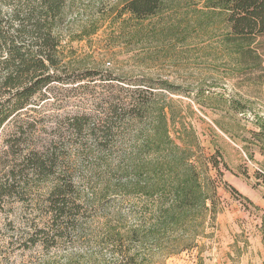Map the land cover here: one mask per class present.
I'll use <instances>...</instances> for the list:
<instances>
[{
  "label": "trees",
  "instance_id": "trees-1",
  "mask_svg": "<svg viewBox=\"0 0 264 264\" xmlns=\"http://www.w3.org/2000/svg\"><path fill=\"white\" fill-rule=\"evenodd\" d=\"M111 1L0 0V264H166L215 227L227 166L176 127L167 81L97 79L79 55L96 48L74 43L221 33L261 65L264 0ZM73 97L77 111H53ZM244 116L243 146L264 157V115Z\"/></svg>",
  "mask_w": 264,
  "mask_h": 264
},
{
  "label": "rangeland",
  "instance_id": "rangeland-1",
  "mask_svg": "<svg viewBox=\"0 0 264 264\" xmlns=\"http://www.w3.org/2000/svg\"><path fill=\"white\" fill-rule=\"evenodd\" d=\"M121 0H112L116 3ZM221 33H192L178 38L148 36L142 39L106 36L104 29L91 40L74 46L93 44L96 52L87 56L79 53L84 62L95 65L103 72L112 73L116 79H155L167 81L163 91L165 101L170 103L176 116V127L185 124L198 136L204 152L213 154L220 151L219 160L223 173L222 181L238 191L239 195L224 185L218 190L224 207L238 211L237 225L250 231L264 219V157L253 147V158L243 146L241 137L246 130L253 129L244 115H264V61L261 65L232 57L220 46ZM264 41V40H263ZM87 48V47H86ZM89 50V48H87ZM91 51V50H89ZM264 56L263 51H260ZM252 59V58H248ZM107 63H110L108 65ZM78 84L53 85L56 91L67 93ZM66 90V91H65ZM69 95H71L69 93ZM54 99L49 100L52 103ZM57 102L53 111L75 112L80 105L73 97L70 104ZM240 103L239 106H235ZM243 110V113L240 111ZM212 175L216 177V172ZM245 197L247 200L243 199ZM220 208L222 209V206ZM18 211H21L19 208ZM10 215L12 211H9ZM6 214L0 213V222H6ZM214 228L208 229L209 237L200 238L198 247L171 257L166 264H256L251 259L242 261L227 258L225 250L212 241ZM263 235V233H262ZM259 264H264L262 259Z\"/></svg>",
  "mask_w": 264,
  "mask_h": 264
},
{
  "label": "crops",
  "instance_id": "crops-1",
  "mask_svg": "<svg viewBox=\"0 0 264 264\" xmlns=\"http://www.w3.org/2000/svg\"><path fill=\"white\" fill-rule=\"evenodd\" d=\"M221 196V193L219 192ZM221 212L216 217L213 237L208 239L220 248L225 250L227 258H234L244 261L249 259L256 264L264 260V242L260 225L256 229L249 230L250 227H243L245 232H241L237 225L239 213L234 207H224L222 201Z\"/></svg>",
  "mask_w": 264,
  "mask_h": 264
},
{
  "label": "built area",
  "instance_id": "built-area-1",
  "mask_svg": "<svg viewBox=\"0 0 264 264\" xmlns=\"http://www.w3.org/2000/svg\"><path fill=\"white\" fill-rule=\"evenodd\" d=\"M108 65H110V63H107Z\"/></svg>",
  "mask_w": 264,
  "mask_h": 264
}]
</instances>
